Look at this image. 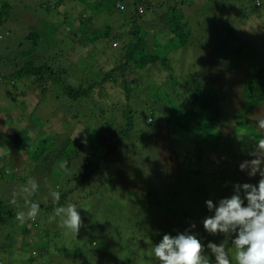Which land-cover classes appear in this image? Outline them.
<instances>
[{
	"label": "trees",
	"instance_id": "obj_1",
	"mask_svg": "<svg viewBox=\"0 0 264 264\" xmlns=\"http://www.w3.org/2000/svg\"><path fill=\"white\" fill-rule=\"evenodd\" d=\"M87 1L93 4L92 8L94 11L98 12L97 15L104 13L115 15L118 13L121 19L128 17L132 22L137 21L140 15H143L146 11L145 0H55V3H53L54 10L57 12V9H60V11H58L60 22L58 24L51 22L49 19L50 22H45L43 20L45 19L43 17H46L45 13H47L48 16L51 14L48 5H45V7H43L44 9L33 6L35 10L32 11L27 1V13L25 14L24 12V9L27 7L26 5V7L23 8L22 14L23 18H30L31 23L23 29L20 16L15 15L16 8L13 4L14 0H0V31L1 27H8L6 24L8 20L6 21V19H8L9 14H12L15 19L13 18L11 25L8 27L10 31L8 36L10 37V35H12L23 41L17 47H11L9 52L4 53L0 57V63L10 72L5 76H3L4 73H0V90L2 91V88H7L10 104H15L12 110L3 112L8 114L14 113L16 115L17 113L15 111H19L18 114L22 117L19 125L15 126V128H17L13 134L6 135L0 132V153L9 152L10 166L7 169L16 170V174H18L17 170L21 169L24 177H18L19 181L23 182V184L25 183V185L32 179L34 173L42 171L43 166L47 165V169L53 173L48 183L53 186L56 184L55 176H57V174H55L54 168L57 164L59 162H64V168L69 170L72 168L73 163L82 156V151L85 148H91V157L97 162V166L99 167L105 162V176L111 179L107 182L113 184V189L117 191L118 188L115 186L116 175H109V169L112 170L113 162L116 161V158L121 152L127 151L128 155L130 154L128 151L130 150L128 143L134 145L139 141L138 135L135 132L136 116H138L135 102L139 107H147L152 103L151 101H156L159 104L160 111L165 113L166 118L164 119L169 125L167 131L170 133V128L174 126V130L178 129L176 135L181 136L185 143L190 144L189 147L181 146L185 151L183 152V156L170 153V158L175 162L174 168L176 169V174L181 178L178 182L182 184L172 187L169 192H163V195H161L160 190H150L145 198V192L137 187L138 175L136 170H133L131 179H129V177L127 181L131 182L132 180V187L134 190L136 189L131 192V194L139 195L135 197L138 205L143 202L147 203L148 201L151 204H155L156 208H161V204L163 203L171 208V204L169 201L167 202L170 197V202L178 210V213L175 211L173 215L175 218L174 223L178 226L176 228L182 232L181 229L185 226L187 231L189 230L188 226L190 224L197 225L196 223L200 217L204 215L209 217L214 216V211H209L207 208L206 201L212 200L214 204L219 206V198H224L222 194L226 196V189L229 187L235 188L236 184L242 185L247 183L248 173L246 171H244V177L240 174L237 175L230 166L225 167L220 165L219 167H214L211 165V176L217 182L219 181L216 176L228 175L229 178L225 181V186L220 188L222 184H220V186L218 184L217 190L214 192L210 190L209 187L205 188L204 186L200 187L199 184L197 185L198 179L203 178L206 180L208 177V172L203 170V167L200 169V163L203 164L205 161L204 157L207 156L205 150L214 149L215 152L218 153V149L223 145L225 146L224 151H228L229 154L234 150V146L230 144V141L233 143V138H235L237 134L240 135V137L238 136V140H242L243 145L248 149L252 144L257 143L256 139L261 136L257 123L252 120V114L255 110L264 105V47H262L264 43L259 44V39L256 37L252 38L254 35L251 36L247 34L243 29V27H245L244 25H242L243 27L239 26L237 30L233 29L230 25H226V31L220 30L218 34H222L219 36L217 32L215 34V24L212 33L214 39L201 41L199 45V43H195L196 36L191 33V29H188V23L184 13L180 9V6L185 2L176 3L174 5L170 4L168 7H165L167 6L166 4H162L160 7L157 4L156 9H158V11L155 13L161 14V28L166 31L168 35L167 38L170 37L168 45L175 43L178 45L176 49L185 48L187 50L190 49L191 52H194V50L197 51L196 49L199 47L201 49L200 54L203 59V66L205 68H212L211 72L213 71L212 75H205L202 73L197 80L194 79L193 76L179 77L184 70L183 66H185V62L180 60L177 67L172 68L168 60L169 57L162 55L160 43L158 45L155 44V38H152L149 32L142 36L140 34L141 31L124 30L122 27L116 29L115 27L112 28L110 24H106L105 29H103L97 37L95 36L92 39L93 30L100 29L101 23L94 22L95 16L90 17L91 20H84L81 17L86 11V7L84 8L83 3ZM30 2L33 3V1ZM126 2L130 3L129 7L124 6ZM250 2L253 4L254 8L251 15L264 14V5L257 4V0H250ZM192 4L193 2L189 5L191 6ZM75 6L76 13L74 12ZM161 7H165L163 9L164 12L159 10ZM240 7L241 6L236 9L239 10L238 8ZM38 9H43L45 13L40 12ZM223 9H226L225 5H223ZM90 11L91 10H89V12ZM79 13L83 14L79 15ZM36 17L38 18L36 19ZM75 17L78 18L79 21L77 26L81 31L79 35L87 39L85 45H93V43H96V41L98 42L102 38H112V48H121L118 53L108 57L113 63L112 68H109L110 70L105 71L106 69L103 70L100 68V75H93L89 72L93 67H86L87 69L83 68L85 72H88L86 74H84V71H82L83 69L79 67L80 70L77 69V72L69 74L71 71L67 66L62 65L60 68L57 67L56 64L63 58V50L61 49V53L59 54L50 53L53 48H57L55 35L57 32L59 33V25L63 26L64 24H69V21H72ZM225 17H228V15L226 14V16L222 18L223 22L225 21ZM245 21L246 20H241V23ZM5 31H7V29H5ZM244 34L249 38L244 37ZM62 35L64 36L63 33L61 37H63ZM80 36H77V38ZM118 42L120 44L119 47ZM152 45H154V48L151 49ZM14 48H17V51L13 60L11 54ZM76 59H78V57ZM14 61L17 62L15 63ZM159 63L165 67L166 70L167 68H171L169 71L172 75H170L167 82L162 85L165 87L164 89L168 88L171 84L176 86L174 81L180 82V86H182V89H180L182 94L180 95L171 93L174 91L175 87H169L170 94H168V96L170 106L167 105L166 108L164 107L165 102L161 96H154L150 99L148 91H150L151 88L147 85H142L138 75H134L137 71L149 67L150 64L157 65ZM181 63L182 65L180 66ZM180 68L183 70L178 74L176 69ZM154 72L155 71H153V73ZM76 76H83V78L80 77L78 81ZM226 76H228L229 82L223 85L224 81L221 82V79ZM216 77L218 78L215 79ZM201 78L204 79L203 82ZM108 82L112 85L111 87L113 89L123 92L122 96L116 95L114 98L115 101L113 102L124 103L125 110L123 112L120 110L118 111L119 115L117 118L114 117L115 121H113L115 125L113 127L111 125L112 128H110L109 131L104 128L98 133L95 131L94 136H89L88 143H84V139L82 138L81 140L76 138L77 136L72 137L71 134L74 133V131L72 130L73 132L69 133L67 130H64V126L68 125L72 127L71 125L75 117H72L70 112L72 108L74 110L76 106L75 102L86 101L87 103L84 104V107H88L89 101L96 99L94 95L95 90L99 89V95L101 96V90H105V85ZM18 83L22 84L21 88H16ZM183 83H185L184 86L186 87L183 86ZM10 85L15 87L16 91ZM8 87L11 89L9 90ZM51 87H57L58 93L56 96L58 94L60 95L54 98L59 100L58 102H60V100L64 101L60 104V110H55V115L53 117L50 115V110L51 106H54V104L49 101L50 98L48 97V92ZM170 88H172V91ZM172 95L175 98H173ZM137 97L144 99L145 102H139ZM234 102H237L235 107H233ZM45 106L47 107V111ZM93 106V118L96 119L98 116L101 117L106 114L108 106L105 107V114L103 110L100 112L101 109L98 108V106L104 108L105 104L103 102L94 101ZM31 107H33V109H31ZM40 107H43L41 109L43 111L42 113H39ZM232 119L236 122V124L233 125L235 128L234 130L230 129L231 126L226 125V122H231ZM149 120L150 122H148ZM153 122V117L149 116L147 123L152 124ZM54 125H59L61 128L55 129ZM194 144L195 147L193 148ZM205 144H210L207 149L204 148ZM170 148L173 149L172 147ZM2 155L0 156V164L5 159V156ZM176 159L178 163H176ZM210 159L211 158H208V160ZM23 163H25V166L20 168ZM91 163V159H85L84 162H80L79 159L77 169L83 170L82 183H85L87 180H89L90 183L91 181H96L94 177H97L99 180L98 173H95L97 169H93ZM239 165L236 169H240ZM145 166L144 163L141 165V167ZM127 167H129V165ZM191 168L194 169L191 170ZM7 169L6 171L8 172ZM151 169L152 167L148 169L150 170V174L157 178L158 175L156 176L155 172ZM172 170L173 166L170 171ZM6 171L5 169L0 170V179H4L8 175ZM176 174H173V176ZM258 176L259 173H257L255 177ZM15 177L16 175L13 176V180ZM45 183L47 184V182ZM37 186V190L30 197L34 203H36L35 199L41 191L40 186L38 184ZM179 186L183 189V195L176 192ZM64 197L65 195H62L59 202L62 201ZM10 201L11 200L0 201V224L6 223L10 218L17 220L15 218V213L19 212V209L24 207V210H28L22 202H19V205H13ZM48 204L49 205L45 206L39 204V208L52 210L62 206L60 205L61 203ZM14 210L17 211L15 212ZM31 221L32 220H27L23 224L30 226L34 222L31 223ZM158 221L159 224L162 225L166 219ZM18 225L22 224L19 223ZM202 226L203 225H199L196 227L200 229ZM162 227L167 230L169 226L165 227V225H163ZM169 231H171L172 234L174 233L173 230ZM223 235L226 237L225 234ZM159 236L160 234H157L156 239ZM43 237L44 239L48 238L45 231ZM231 237L236 236L234 234L227 236L229 240ZM33 242L36 251L31 254V260L35 262L36 259L38 261L37 264H43L45 261L52 264V253L49 250L48 241L46 244L39 246L36 245L37 242ZM16 245V249L22 247V244L17 241ZM67 255L69 256L70 254ZM204 255L206 256V253ZM232 261H234V259ZM59 264L64 263L59 262Z\"/></svg>",
	"mask_w": 264,
	"mask_h": 264
},
{
	"label": "rangeland",
	"instance_id": "obj_2",
	"mask_svg": "<svg viewBox=\"0 0 264 264\" xmlns=\"http://www.w3.org/2000/svg\"><path fill=\"white\" fill-rule=\"evenodd\" d=\"M27 1L29 8L32 11L35 10V7L33 6L43 8L45 5H48L51 10L50 16L43 11L44 8L41 10L38 9L40 12H44L46 14V17H43L45 18L43 20L45 22L51 21L59 24L60 17L58 11H60V9H57V12L54 10L53 3H55V0H14L13 4L16 8L15 15L20 16L23 29L31 23L30 18L25 19L22 14L23 8L27 5ZM30 1H33V3ZM144 2L146 3V11L143 15H140V18L135 22H132L128 17L121 19L118 13L115 15L105 13L97 15L98 12L94 11L92 8L93 4L88 1L83 3L84 8L86 7V11L84 15H81V17L84 20H91L90 17L95 16L94 22L101 23L100 29L93 30L92 39L95 36L97 37L98 34L105 29L106 24H110L112 28L115 27L116 29L122 27L124 30L141 31L140 34L142 36L146 35V33L148 34L149 32L150 36L155 38L154 43L157 45L160 43V50L163 53L162 55L169 57L168 60L169 63H171L172 68H176L180 60L185 62V66H183L184 70L182 68L176 69L178 74L183 70L180 74L181 76L179 77L193 76L196 80L199 79V76L202 73L205 75H212V68H205L203 66V59L200 54L201 49L199 47H197V51L194 50V52H191L190 49H176L178 45L175 43L168 45L170 37L167 38L168 35L166 34V31L161 28V14L155 13L158 11V9H156L157 4L159 7L162 4H166L167 6L165 7H168L170 4L174 5L176 3L179 4L185 2L180 6V9L184 13L185 19L188 23V29H191V33L196 36L195 43H199V45L201 44V41L214 39L212 33L215 24V34L217 32V35L219 36L222 34H218L220 30L226 31V25L232 26L235 30H237L239 26L243 27L242 25H244L245 27H243V29L247 32V34H250L251 36L254 35L252 38L256 37L259 39V44L264 43V14L251 15L254 8L250 0H145ZM191 2H193V4L190 6L189 4ZM129 5V2L124 4L126 7H129ZM223 5L226 6V9H223ZM239 6H241L238 8L240 11L236 9ZM165 7H161L159 10L164 12L163 9ZM27 10L28 5L24 9L25 14L27 13ZM89 10L91 11L89 12ZM74 12L76 13V6L74 7ZM80 14L83 13H79V15ZM226 14L228 17H225V21L223 22L222 18L226 16ZM13 18L12 14L8 15V19H6V21L8 20L6 22L8 27L11 25ZM37 18L38 17H36V19ZM241 20L246 21L241 23ZM78 24V18L75 17L72 21H69V24H64L63 26L59 25V33L57 32L55 35L57 48H53L50 52L59 54L61 53V49L63 50V58L56 64L57 67L60 68L62 65L67 66L71 71L70 73L68 72L69 74L77 72L76 70L79 69V67L82 69L86 67H93V69H90L89 71L93 75H100V68L103 70L106 69L105 71L110 70L113 63L108 59V57L118 53L121 48H112V38H102L98 42L96 41V43H93V45H85L87 39L79 35L81 31L77 27ZM8 27H1L0 57L4 53L9 52L11 47H17L23 42L21 39L15 38L12 35L9 37L8 35L10 34V31L8 30ZM5 29H7V31H5ZM62 33L64 34V36L62 35L63 37H61ZM77 36L80 37L77 38ZM244 37L249 38L245 34ZM119 46L120 44L118 42V47ZM152 48H154V45L151 46V49ZM16 51L17 48H14L12 51L11 58L13 60L15 58ZM77 57L78 59H76ZM14 62L16 63L17 61ZM181 65L182 63L180 66ZM169 69L171 68H167L166 70L160 63L157 65L150 64L146 69L139 70L134 74L135 76L138 75L141 79L142 85H147L151 88L150 91H148L150 99L154 96H161L163 98L165 108L167 105L170 106L168 96V94H170V86L175 87L174 91L170 88L172 91L171 93L178 95L182 94L180 90L182 89L180 82L178 83L174 81L176 86L171 84L166 89L162 86L165 82H167L168 77L172 75ZM82 71H84V74L88 73L87 71L85 72L84 69ZM153 71L155 72L153 73ZM0 73H4L3 76H5L10 72L0 63ZM80 77L83 78V76ZM80 77L76 76V79L79 81ZM217 78L218 77L215 79ZM201 81L203 82L204 79L201 78ZM222 81H224L223 85H226V82H229L228 76L223 77L221 79V82ZM184 85L185 83H183V86ZM111 86L112 85L108 82L105 85V90H101V96L99 95V89L95 90L94 95L96 96V99L89 101L88 107H84V104L87 103L86 101L75 102L76 106L74 107V110L72 108L70 112L72 117H75V120H73V124L71 125L72 127L65 125L64 130H67L69 133L74 131L71 136H77L76 138H79L80 140L81 138L84 139V143L85 138L86 143H88L87 141L89 140V136H94L95 131L98 133L102 128L109 131V129L115 125L113 121H115L114 117L117 118L119 115L118 111L120 110L123 112L125 110L124 103L121 104V102H113L115 101L114 98L116 95L122 96L123 92L116 91V89H113ZM21 87L22 84L18 83L16 88ZM10 89L11 88H9V90ZM13 89L16 91L15 87H13ZM57 93V87H51L48 92V97L50 98L49 101L54 104V106H51L50 110L51 117L55 115V110H60V104L64 102L63 100L58 102L59 100L55 99L60 96L59 94L56 96ZM137 98V100L141 103L144 101V99L140 97ZM173 98L175 97L173 96ZM94 101L103 102L105 104L104 108L102 106H98V108L101 109L100 112L103 110L104 114L105 107H109H107V112L104 116H98L96 119L92 117L94 112ZM238 101L241 102L240 100ZM151 102L152 103H150L147 107H139L135 102L137 106L136 113H138L135 122V132L138 135L139 141L134 145L128 143L130 149L128 151L130 154L128 155L127 151L121 152L116 158V161L113 162L112 170L109 169V175H116L115 186L118 188L117 191L113 189V184L107 182L111 179L108 176H105V162L98 167L97 162L91 157V148H85L82 151L83 153L81 152L82 156L79 157V159L80 162H84L85 159L92 160V168L97 169L95 173H98L99 180L97 177H94L96 181H91L90 183L89 180H87L85 183H82L83 170L77 169L79 159L73 163L72 168L69 170L64 168V162H59L55 168L53 167L55 169V174H57V176H55L56 184L53 186L48 183L49 178L52 177L53 173L47 169V165H44L43 170L38 173L33 174V171L31 172L33 174L31 180H34L41 188L40 193L35 199L36 203L42 204L43 206L49 205L48 203H61V207H67L70 204L74 205L81 216L82 226L77 236L70 232L66 234L67 230L60 226V218L55 216V209L47 210L39 208L40 211H38L36 219L31 221V223L34 221L31 224L33 227L31 225V227L26 226V224L18 225L20 223L19 221L10 218L7 222L5 221L7 224H0V264H37L38 261L36 259L35 262L31 260V254L36 251L33 241L37 242V246L44 245L48 241L49 250L52 253V264H59V262H63L64 264H160L159 260L155 258L154 255L149 257L147 253L151 251L156 244H159L162 241L164 235L168 234L175 237L178 234L185 232L196 235L205 246L204 254L206 253L210 264H216V260L215 255L207 248L209 242L220 245L226 241V251L231 249L229 253L230 260L234 259L235 249L232 242L236 237H231L229 240L227 236L225 237L223 235V233L215 235L208 233L204 229V226L200 229L197 227L193 229L191 227L192 224L188 226L189 230L186 231L185 226H183L181 229L182 232H180L179 229L176 228L178 226L174 223L175 218L173 216L175 211L178 213V210L170 202V197L167 202L169 201L172 207L170 208L163 203L161 204V209L156 208L155 204H151L148 201L147 203H140L139 206L135 198L139 195L131 194V192L136 189L134 190L132 187V180L130 182L127 181V179L129 177V179H131L133 170L137 171V187L141 188L143 192H145V198L146 195L149 194L148 192L150 190H160L161 195H163V192H169L172 187L182 184L178 182L181 178L178 174H176V169L174 168L175 162L170 158V153H176L177 155L183 156V152L185 151L181 148V146L189 147L190 144L185 143L181 136L176 135V133H178V129L174 130V126L170 125L172 126V128H170V133L167 131L169 125L164 119L166 118L165 113L163 112V114L160 111L159 104L156 101ZM236 104L237 102H234L233 107H235ZM14 106L15 104H10V97L7 88H2V91L0 90V132L3 134H13L17 128H15V126L19 125L21 122L22 117L18 114L19 111H15L19 116L14 113L8 114L3 112L12 110V107ZM42 108L43 107H40L39 113L43 112L41 110ZM31 109H33V107H31ZM149 116H152L154 119L152 124L147 123ZM260 119H264V105L255 110L252 114V120L255 121L257 125L258 120ZM148 122H150V120ZM231 122H226V125L231 126L230 129L234 130L235 128L233 125H235L236 122H234L233 119ZM59 127V125H56L55 129H58ZM259 133L261 135L259 138L264 137V130L259 129ZM238 136L240 137V135L237 134L235 138H233V143L230 141V144H233L234 146V150L229 154L228 151H224L225 146L223 145H221L218 149V153H216L214 149L205 150V154L207 156L204 157V163H200V169L203 167V170L208 172V177L206 180L203 178L198 179L197 185L199 184L200 187L204 186L205 188L209 187L210 190L214 192L217 190L218 184L219 186L222 184L220 188L225 186V181L229 178L228 175L216 176L219 181L217 182L211 176V165L214 167H219L220 165L225 167L230 166L237 175L240 174L245 177L244 171L236 169V167H238V165L244 160L254 158L250 156L249 153L255 149L256 143L252 144L248 149L243 145L242 140H238ZM209 145L210 144H205L204 148L207 149ZM194 147L195 144L193 148ZM1 155L5 156V159L0 164V170L5 169L6 171V169L10 166V154L6 151L4 153H0V156ZM208 158L211 159L208 160ZM143 163L146 165L145 167H141ZM176 163H178V160ZM24 164L25 163H23V165L20 164V168L24 167ZM128 165L129 167H127ZM172 166L173 170L170 171ZM150 167H152L151 170L155 172V175H158L157 178L150 174V170H148ZM192 169L194 168H191V170ZM7 170L8 172H6L8 175L4 179H0V201L12 200L15 198L17 202L16 205H19V202L24 204L25 193L23 189L25 187L30 188V184L28 182L25 185V183L23 184V182L19 181V177H24L21 169L17 170L18 174H16V170H11L10 168ZM173 174L176 175L173 176ZM14 175H16V177L13 180ZM260 179V175L254 178L248 175L246 181L247 183L258 186ZM45 182H47V184ZM234 190V187H229L225 191L226 196L225 194H222V196L224 198H230L235 194ZM53 192H58L60 197L62 195H65V197L60 202L55 201L52 196ZM176 192L183 195V189H181V186L177 187ZM241 197L244 198L243 191H241ZM220 200L221 198H219V201ZM244 206H247L246 200ZM85 208L89 210H86ZM14 211L16 212L17 210ZM19 211H24L25 213L27 212L26 209L24 210V207L19 209ZM208 217L209 216L205 215L200 217L196 226L203 225V221ZM163 219H166V221L160 225L158 220L162 221ZM182 221L184 223L183 219ZM163 225H165V227L169 226L167 230L162 227ZM169 230H173L174 233L172 234ZM44 231L49 238H47L48 240L43 237ZM157 234H160V236L156 239ZM233 234L237 236L238 232ZM16 241L22 244L21 248L16 249ZM67 254L70 255L68 256ZM232 262L235 264V260ZM43 264H50V262L45 261Z\"/></svg>",
	"mask_w": 264,
	"mask_h": 264
},
{
	"label": "clouds",
	"instance_id": "obj_3",
	"mask_svg": "<svg viewBox=\"0 0 264 264\" xmlns=\"http://www.w3.org/2000/svg\"><path fill=\"white\" fill-rule=\"evenodd\" d=\"M257 4L264 5V0H257ZM259 129L264 130V119L258 120ZM255 149L249 153L253 159L244 160L239 168L247 171L250 177H255L259 173L261 179L258 186L250 183L236 184L235 194L230 198H223L219 201V206L212 200L206 201L209 211H214V216H210L203 221L204 229L210 234L223 233L230 236L233 233L238 235L234 239L235 264H264V137L258 138ZM86 142V138H85ZM30 188L23 189L24 204L28 209L15 213V218L21 224L27 220H35L39 211V204L32 202L30 197L37 190L34 180H29ZM241 191L244 198L241 197ZM55 201H59L60 194L53 192ZM247 201V206L245 205ZM15 205V198L10 201ZM86 210H89L85 208ZM55 216L60 218V226L72 234H77L82 226V219L74 205L67 207H57ZM191 227L194 229L195 224ZM226 241L217 245L209 242L207 248L215 255L216 264H232L230 251H226ZM205 246L194 234L188 232L178 234L173 237L164 235L162 241L156 244L147 254L149 257L157 258L160 264H210L209 259L204 255Z\"/></svg>",
	"mask_w": 264,
	"mask_h": 264
},
{
	"label": "built area",
	"instance_id": "obj_4",
	"mask_svg": "<svg viewBox=\"0 0 264 264\" xmlns=\"http://www.w3.org/2000/svg\"><path fill=\"white\" fill-rule=\"evenodd\" d=\"M140 10H142V9H140Z\"/></svg>",
	"mask_w": 264,
	"mask_h": 264
}]
</instances>
